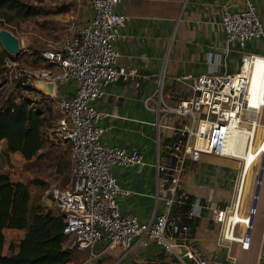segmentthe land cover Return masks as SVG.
<instances>
[{
    "label": "built area",
    "instance_id": "built-area-1",
    "mask_svg": "<svg viewBox=\"0 0 264 264\" xmlns=\"http://www.w3.org/2000/svg\"><path fill=\"white\" fill-rule=\"evenodd\" d=\"M122 0H87L90 16L79 27L53 38L40 41L37 55L47 65L24 71L23 82L43 79L53 82V104L57 117L52 131L68 147L69 175L63 185L51 184L46 189L48 202L62 215L63 245L87 251L79 264H90L95 256L92 247L99 241L106 246L130 248L133 237L153 240L174 256L193 260V264H208L196 248L185 241L192 220L202 206L212 211L221 222L219 240L236 239L242 247L248 244L247 234L234 236V222L248 225V214L235 218L240 190L244 179L241 160L236 174L235 197L229 206L212 207L190 198L180 183L186 159L196 160L199 153L235 157L226 146L231 133L243 127L251 128L247 148L252 138L250 110L249 65L255 54L243 52L235 72H216L213 64L204 72L184 73L172 80L185 85L188 94L173 105L160 100L161 79L158 77L152 92L144 101L155 99L162 113L184 116L186 122L172 126V135L165 139L156 131L154 155V196L161 198L163 208L153 218L139 221L130 212L121 213L115 194L129 191L118 186L110 165L134 164L140 168L144 159L136 148L126 149L100 140L103 126L98 120L107 115L94 102L103 93V86L112 80H122L138 86L144 75L135 67L117 63L115 41L125 37L120 31L125 15L114 9ZM220 24L226 42L243 48L252 38H261L263 30L256 8L250 0H242L237 8H222ZM13 60L5 65L12 67ZM71 81L69 96L59 93L61 83ZM43 93V92H42ZM45 94V93H44ZM162 105H159V104ZM157 127L159 120L156 122ZM173 204H187L184 213L169 215Z\"/></svg>",
    "mask_w": 264,
    "mask_h": 264
},
{
    "label": "crops",
    "instance_id": "crops-1",
    "mask_svg": "<svg viewBox=\"0 0 264 264\" xmlns=\"http://www.w3.org/2000/svg\"><path fill=\"white\" fill-rule=\"evenodd\" d=\"M241 1L122 0L115 5L114 9L125 15L120 27L125 37L115 41L117 63L133 66L144 75L138 86L119 79L108 82L94 102L97 109L108 113L98 120L103 126L100 140L126 149L136 148L144 159L140 168L134 164L110 165L118 186L129 191L125 195L115 194L121 213L130 212L137 220L145 221L153 218L164 206L162 199L154 196L155 134L159 130L160 135L168 139L172 135L171 127L186 122V119L154 108L153 98L144 101L154 89L158 77L161 79L160 100L170 106L188 94L187 87L173 81V76L204 72L211 64L216 72H235L241 53H251L255 54L249 65L251 82L262 92L264 101V0H250L256 8L263 35L249 39L243 48L224 40L220 24L222 8H237ZM88 7L87 18L91 12L89 4ZM41 62L38 68L47 65ZM73 87L71 81L61 83L57 93L69 96ZM258 124L256 135L260 130ZM248 132L243 127L231 133L227 147L230 148L238 136H245ZM259 140L263 146L264 134L259 136ZM0 147L6 149L4 139H0ZM232 159L207 153H199L196 160L186 159L180 176L181 186L190 198H198L203 204L229 206L235 197L234 185L240 165L238 159ZM241 167L244 169L243 163ZM254 183L255 174L246 182L245 173L236 208L237 218L249 212ZM180 211L181 205L173 204L169 215ZM188 224L184 239L208 264H264V164L251 221L247 226L236 221L232 228L234 236L247 234L246 247L236 239L219 240L221 222L215 220L212 211L205 206ZM4 230H17L23 234L22 229L4 227L2 233ZM130 243V248L123 250L119 246H106L107 241L97 242L92 247L96 254L90 264H193L192 259L178 258L153 240L133 237ZM73 252L76 254L73 260L64 264H79L87 253L85 249ZM77 253L84 255L78 257Z\"/></svg>",
    "mask_w": 264,
    "mask_h": 264
},
{
    "label": "rangeland",
    "instance_id": "rangeland-1",
    "mask_svg": "<svg viewBox=\"0 0 264 264\" xmlns=\"http://www.w3.org/2000/svg\"><path fill=\"white\" fill-rule=\"evenodd\" d=\"M21 1L31 3L39 12L25 18L12 16L10 22L0 18V28L13 33L18 39L19 46L17 53L6 51L7 54L0 59V106L11 101H27L32 108L38 110L42 116L41 147L29 159H24L16 151L11 152L0 147V170L7 172L11 179L25 183L29 196L27 208L31 211L36 205L51 208L46 189L51 184L63 185L67 181L69 161L67 144L60 142L52 131L57 117L53 97L38 91L34 81L21 83L22 72L35 70L42 64L37 55L40 41L79 27L86 21L89 7L87 0ZM7 60H13L15 64L7 67L5 65ZM24 84H29L36 90H27ZM255 115H257V122L260 123V130L256 135L259 125L256 123L251 139L252 147L247 148L250 132L245 136H238L236 143L230 147L235 154L233 158L235 160L240 158L245 172L250 166L246 172V182L249 177L254 178L259 156L263 150L259 136L264 134V107L255 112ZM20 235V231L17 230H4L2 253H9L8 242L15 243ZM83 255L84 253H77L78 257Z\"/></svg>",
    "mask_w": 264,
    "mask_h": 264
},
{
    "label": "trees",
    "instance_id": "trees-1",
    "mask_svg": "<svg viewBox=\"0 0 264 264\" xmlns=\"http://www.w3.org/2000/svg\"><path fill=\"white\" fill-rule=\"evenodd\" d=\"M39 10L21 0H0V18L10 22L12 16L25 18ZM10 13V14H9ZM7 52L0 48V59ZM27 90H36L24 84ZM42 116L27 101H11L0 106V139L11 152L29 159L41 147ZM28 191L21 180H13L0 170V264H64L75 257L74 249L63 245L62 215L52 208L36 205L27 208ZM187 204L181 205L184 213ZM22 229L15 243L8 242L9 253H2V228Z\"/></svg>",
    "mask_w": 264,
    "mask_h": 264
},
{
    "label": "water",
    "instance_id": "water-1",
    "mask_svg": "<svg viewBox=\"0 0 264 264\" xmlns=\"http://www.w3.org/2000/svg\"><path fill=\"white\" fill-rule=\"evenodd\" d=\"M0 43H1L2 48L5 51H7L9 53H17L18 48H19L18 39L13 33L8 31L7 29L0 28ZM33 81H34V83H35L34 85L38 91H41V92L48 94V95L53 94V82L52 81L43 80V79H33ZM263 164H264V146H263L262 152L260 153L259 161H258V165H257V170L255 173V183H254V187H253L252 199H251L250 208H249V212H248V224L251 221L252 211L254 208L255 197H256L257 190H258L259 181L261 178V172L263 169Z\"/></svg>",
    "mask_w": 264,
    "mask_h": 264
},
{
    "label": "bare ground",
    "instance_id": "bare-ground-1",
    "mask_svg": "<svg viewBox=\"0 0 264 264\" xmlns=\"http://www.w3.org/2000/svg\"><path fill=\"white\" fill-rule=\"evenodd\" d=\"M249 77H250V86H249V90H250V104L253 107H255L256 105L258 106L257 109L253 108V109L250 110L251 118L253 119L255 117L254 125L252 127V131H254V126H255V123L257 121V115H255V112H257L258 110L261 109V107L264 104V101H263V97H262V92L259 91V89L257 87H254V85L251 82V74H250V71H249ZM244 128H246V127H244ZM247 130L251 132V128L250 127H248ZM252 134H253V132H252ZM226 146H227V141H226ZM249 146H251V142H250ZM232 160H235V158H233ZM243 170H244V175H245V173H246L245 172V169H243ZM237 215L238 214H235V218L236 219H239V218H237Z\"/></svg>",
    "mask_w": 264,
    "mask_h": 264
}]
</instances>
